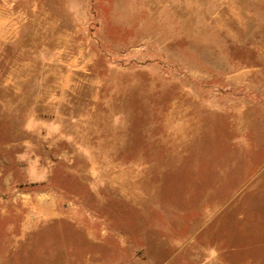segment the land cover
<instances>
[{
  "label": "rangeland",
  "instance_id": "1",
  "mask_svg": "<svg viewBox=\"0 0 264 264\" xmlns=\"http://www.w3.org/2000/svg\"><path fill=\"white\" fill-rule=\"evenodd\" d=\"M0 264H264V0H0Z\"/></svg>",
  "mask_w": 264,
  "mask_h": 264
},
{
  "label": "crops",
  "instance_id": "2",
  "mask_svg": "<svg viewBox=\"0 0 264 264\" xmlns=\"http://www.w3.org/2000/svg\"><path fill=\"white\" fill-rule=\"evenodd\" d=\"M56 202L53 200L50 192H41L37 198L36 204L29 208L23 215L21 229L24 232H32L39 227L49 226L51 220H60L64 218V211L56 208ZM56 222V221H55ZM23 232V234H24Z\"/></svg>",
  "mask_w": 264,
  "mask_h": 264
}]
</instances>
